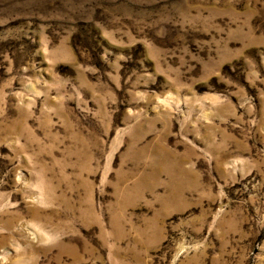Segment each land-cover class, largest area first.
<instances>
[{"label": "rangeland", "instance_id": "374dc122", "mask_svg": "<svg viewBox=\"0 0 264 264\" xmlns=\"http://www.w3.org/2000/svg\"><path fill=\"white\" fill-rule=\"evenodd\" d=\"M0 264H264V0H0Z\"/></svg>", "mask_w": 264, "mask_h": 264}]
</instances>
